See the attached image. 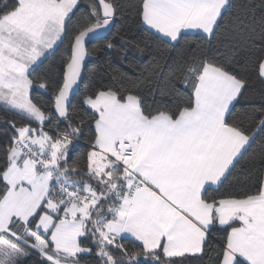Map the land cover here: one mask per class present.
Segmentation results:
<instances>
[{"label":"snow or ice","instance_id":"1","mask_svg":"<svg viewBox=\"0 0 264 264\" xmlns=\"http://www.w3.org/2000/svg\"><path fill=\"white\" fill-rule=\"evenodd\" d=\"M0 112V264H264V0H0Z\"/></svg>","mask_w":264,"mask_h":264},{"label":"trees","instance_id":"2","mask_svg":"<svg viewBox=\"0 0 264 264\" xmlns=\"http://www.w3.org/2000/svg\"><path fill=\"white\" fill-rule=\"evenodd\" d=\"M128 0H122V3L125 5L127 4ZM130 19V18H129ZM128 27V25L123 24V22H120L117 24V27L113 29V35L116 34L117 30H124ZM111 38V37H110ZM97 44H90L88 45L89 49L92 50L95 47H97ZM63 48V46H61ZM100 56H103V54H99ZM97 53L94 51L92 52V60L93 63L89 64V74L86 76L85 83H95L97 82V74H103L105 79L109 78V75L113 71H119L120 70V63L119 60L116 59L115 57L112 58V66L109 67L107 61V57H103V59H97ZM55 58L50 57L48 60L44 62V65L41 66V68L37 69L38 72L44 71L47 66L54 61ZM130 71V69H129ZM84 85H81V93L83 92ZM33 97L36 99H39L41 103H44V100L46 99L45 97H38L37 94L34 92ZM3 113L0 112V119L3 118ZM87 148V142L84 139L80 140V147H79V152H84ZM232 180V178H230ZM234 182V181H233Z\"/></svg>","mask_w":264,"mask_h":264}]
</instances>
